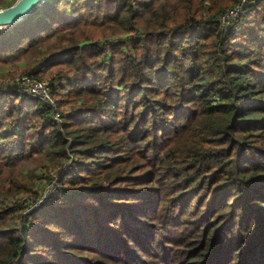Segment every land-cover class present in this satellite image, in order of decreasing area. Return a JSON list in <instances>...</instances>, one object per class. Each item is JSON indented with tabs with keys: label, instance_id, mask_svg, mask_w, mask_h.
I'll list each match as a JSON object with an SVG mask.
<instances>
[{
	"label": "trees",
	"instance_id": "16d2710c",
	"mask_svg": "<svg viewBox=\"0 0 264 264\" xmlns=\"http://www.w3.org/2000/svg\"><path fill=\"white\" fill-rule=\"evenodd\" d=\"M237 1L45 0L0 31L55 99L0 88V264H264V0L222 26Z\"/></svg>",
	"mask_w": 264,
	"mask_h": 264
},
{
	"label": "built area",
	"instance_id": "2783aa9c",
	"mask_svg": "<svg viewBox=\"0 0 264 264\" xmlns=\"http://www.w3.org/2000/svg\"><path fill=\"white\" fill-rule=\"evenodd\" d=\"M45 1V0H44ZM43 1V2H44ZM42 2V3H43ZM251 0H238L232 7L224 10L219 17V21L222 26H228L237 18H239L247 9V6ZM2 10V8H0ZM7 27V26H6ZM5 27H0L2 31ZM17 86V88L30 97L39 99L47 105H55V100L52 96L51 85L49 82L38 80L31 75H17L6 80V86ZM4 88V87H0ZM57 119V116L54 117ZM54 190V186L50 185L45 192V195H49ZM45 195L40 197L36 204H32V208L45 201Z\"/></svg>",
	"mask_w": 264,
	"mask_h": 264
},
{
	"label": "rangeland",
	"instance_id": "374dc122",
	"mask_svg": "<svg viewBox=\"0 0 264 264\" xmlns=\"http://www.w3.org/2000/svg\"><path fill=\"white\" fill-rule=\"evenodd\" d=\"M260 2H264V1H260ZM229 8V7H228ZM25 61L26 59L25 58H22V59H19L18 61H16V63L12 64V65H8V64H0V87H5L6 86V80L14 77V76H17V75H22L21 74V69H23V67L25 66ZM51 78L53 77H50V78H46V79H43L42 81H45V82H51ZM55 100V99H54ZM26 173V171H25ZM57 175V171H54L52 169H49L46 173H45V176L44 177H39L36 179L35 181V184H36V187L39 188V190H42L43 187L48 184L49 180H48V177H52L54 178L55 176ZM30 198L29 195L27 194H20V195H17L15 196L13 199L12 198H9V200L6 202L7 205H12L14 204L13 202H17L18 204L22 205L23 206V202ZM1 208H3L4 206L3 205H0Z\"/></svg>",
	"mask_w": 264,
	"mask_h": 264
},
{
	"label": "water",
	"instance_id": "95a60500",
	"mask_svg": "<svg viewBox=\"0 0 264 264\" xmlns=\"http://www.w3.org/2000/svg\"><path fill=\"white\" fill-rule=\"evenodd\" d=\"M44 0H17L12 6L0 10V27H11L22 21Z\"/></svg>",
	"mask_w": 264,
	"mask_h": 264
}]
</instances>
